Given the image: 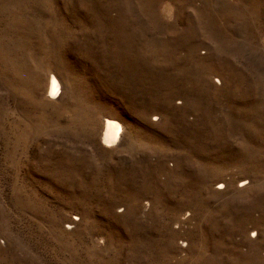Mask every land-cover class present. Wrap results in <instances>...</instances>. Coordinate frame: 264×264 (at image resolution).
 I'll return each mask as SVG.
<instances>
[{
	"label": "rangeland",
	"instance_id": "rangeland-1",
	"mask_svg": "<svg viewBox=\"0 0 264 264\" xmlns=\"http://www.w3.org/2000/svg\"><path fill=\"white\" fill-rule=\"evenodd\" d=\"M0 264H264V0H0Z\"/></svg>",
	"mask_w": 264,
	"mask_h": 264
},
{
	"label": "bare ground",
	"instance_id": "bare-ground-1",
	"mask_svg": "<svg viewBox=\"0 0 264 264\" xmlns=\"http://www.w3.org/2000/svg\"><path fill=\"white\" fill-rule=\"evenodd\" d=\"M60 84L55 76L51 75L47 79L46 92L58 97ZM120 124L115 120L105 119L102 124L101 142L104 146H112L119 139Z\"/></svg>",
	"mask_w": 264,
	"mask_h": 264
}]
</instances>
